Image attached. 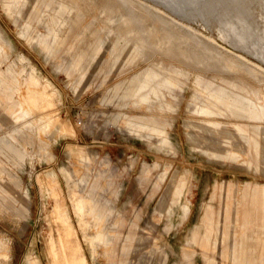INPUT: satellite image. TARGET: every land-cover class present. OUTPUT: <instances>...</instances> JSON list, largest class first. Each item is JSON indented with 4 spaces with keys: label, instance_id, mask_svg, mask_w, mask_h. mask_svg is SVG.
<instances>
[{
    "label": "rangeland",
    "instance_id": "rangeland-1",
    "mask_svg": "<svg viewBox=\"0 0 264 264\" xmlns=\"http://www.w3.org/2000/svg\"><path fill=\"white\" fill-rule=\"evenodd\" d=\"M235 1L0 0V264L264 263V0Z\"/></svg>",
    "mask_w": 264,
    "mask_h": 264
},
{
    "label": "bare ground",
    "instance_id": "bare-ground-1",
    "mask_svg": "<svg viewBox=\"0 0 264 264\" xmlns=\"http://www.w3.org/2000/svg\"><path fill=\"white\" fill-rule=\"evenodd\" d=\"M160 2H162L163 4L167 5L166 7H170L171 9H173L174 11L176 12H182L184 9L186 8H189V7H193L194 9H198V6L200 4L201 1H204V0H159ZM187 2H190V6H185V4H187ZM239 2L236 0L235 1V6L234 8H239V6H237ZM185 6V7H184ZM198 11V10H197ZM240 25V24H239ZM243 28V27H242ZM227 30L229 32H231V36L233 37L234 39V42H235V45L238 47H240L242 49V46H245V45H257L259 43V41L257 42V39L256 41L253 40V36L251 35V32H247L242 30L241 32H237L236 29H234V26L232 25H228L227 27ZM251 30V29H250ZM249 31V30H248ZM223 34V32H222ZM230 37V36H229ZM226 38V37H225ZM257 38V37H256ZM263 42V41H262ZM261 42V43H262ZM264 44V43H263ZM261 45V44H260ZM263 47V45H261ZM260 46V47H261ZM238 47V48H239ZM248 47V46H247ZM245 48V47H244ZM264 49V48H263ZM249 51V50H248ZM255 52V51H254ZM252 53V52H250ZM249 53V54H250ZM258 54L260 55H264V52L260 51V52H257ZM253 55V54H252ZM257 55V54H255ZM254 56V55H253ZM262 57V56H261ZM260 58V57H259ZM263 58H261V61H262ZM264 62V61H262ZM64 264V263H63ZM264 264V263H263Z\"/></svg>",
    "mask_w": 264,
    "mask_h": 264
},
{
    "label": "crops",
    "instance_id": "crops-1",
    "mask_svg": "<svg viewBox=\"0 0 264 264\" xmlns=\"http://www.w3.org/2000/svg\"><path fill=\"white\" fill-rule=\"evenodd\" d=\"M247 191H248V194H249V196L248 197H250L251 199H254V200H257L256 198H254V193H257L256 192V190H255V188H245ZM245 191V190H244ZM244 191H243V193H244ZM264 197V196H263ZM258 201V202H257ZM256 202L259 204V205H262V208L260 207V208H258L260 211H263L264 210V198L263 199H259V200H257ZM225 218H227V217H225ZM207 220L208 221V224H209V226L211 225V223H213L215 226H216V230H215V232L213 233V234H215L214 236H215V238L213 239V241H212V235L210 236V238H209V240H210V242H211V244H212V247L208 250V251H214L215 249H216V247H218V248H220L219 249V256L221 257L222 256V254H223V251H224V248L226 247V245L225 244H223V245H221V244H218L219 242V240H221V237H220V233L222 232V230H224V229H227V225H225V224H223V223H221V225H220V228H218V225L217 224H215L214 223V221H213V218H212V213L210 212V211H207L206 212V214H205V216H204V219L203 220ZM262 220V218H260V221ZM219 229H220V233H219ZM204 238L203 236H200V238ZM200 244V243H199ZM219 245H220V247H219ZM204 251H206V250H204ZM263 255H264V253H263ZM249 257V256H248ZM247 257V258H248ZM221 259H222V257H221ZM222 260H224V259H222ZM207 261L210 263V264H213V262H212V260H209V259H207Z\"/></svg>",
    "mask_w": 264,
    "mask_h": 264
}]
</instances>
